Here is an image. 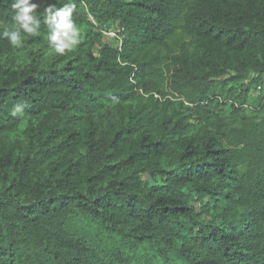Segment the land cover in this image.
<instances>
[{
    "label": "trees",
    "instance_id": "trees-1",
    "mask_svg": "<svg viewBox=\"0 0 264 264\" xmlns=\"http://www.w3.org/2000/svg\"><path fill=\"white\" fill-rule=\"evenodd\" d=\"M32 2L40 35L0 38V264H264V0H74L64 55L69 0Z\"/></svg>",
    "mask_w": 264,
    "mask_h": 264
},
{
    "label": "clouds",
    "instance_id": "clouds-1",
    "mask_svg": "<svg viewBox=\"0 0 264 264\" xmlns=\"http://www.w3.org/2000/svg\"><path fill=\"white\" fill-rule=\"evenodd\" d=\"M11 7L14 11L13 23L0 31V38H6L13 47H21L26 36L40 35L41 21L35 15L37 5L32 0H13ZM75 7L74 0H69L60 7L50 4L44 9L46 38L50 49L57 55L73 51L81 43L82 29L73 18ZM23 107V103L16 104L12 114L21 113Z\"/></svg>",
    "mask_w": 264,
    "mask_h": 264
},
{
    "label": "rangeland",
    "instance_id": "rangeland-1",
    "mask_svg": "<svg viewBox=\"0 0 264 264\" xmlns=\"http://www.w3.org/2000/svg\"><path fill=\"white\" fill-rule=\"evenodd\" d=\"M81 29H82V35H84L85 33V28H86V25H83V26H79ZM116 25L112 28H109V29H106L104 30V33L109 35V36H115L116 34V29H115ZM119 44H121V42H119ZM23 56V54H22ZM251 91H250V103H249V106H248V113L252 114V113H255V112H258L259 114V117L262 119L264 118V110H261V109H258L257 108V103H258V98L264 94V82L262 83H253L252 86H251Z\"/></svg>",
    "mask_w": 264,
    "mask_h": 264
}]
</instances>
